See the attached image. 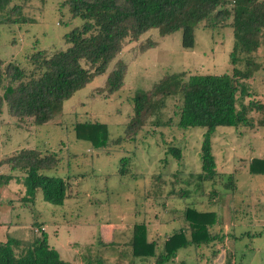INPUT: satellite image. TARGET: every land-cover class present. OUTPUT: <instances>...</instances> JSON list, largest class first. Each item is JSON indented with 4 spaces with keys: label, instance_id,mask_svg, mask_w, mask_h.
Listing matches in <instances>:
<instances>
[{
    "label": "rangeland",
    "instance_id": "rangeland-1",
    "mask_svg": "<svg viewBox=\"0 0 264 264\" xmlns=\"http://www.w3.org/2000/svg\"><path fill=\"white\" fill-rule=\"evenodd\" d=\"M61 2L48 0L41 8L35 2L29 10L32 24L0 25V59L25 65L36 51L64 50V35L82 21L71 20L68 8H62ZM194 39L193 48L185 49L180 31L160 37L156 30H150L137 42H126L106 72L66 100L62 111L45 125L19 124L3 105L0 158L24 148L55 152L61 166L45 174L70 178L74 185L69 189L71 199L64 206H53L39 198L33 210L19 202V196L24 194L20 183L2 185L0 239L10 237L26 244L32 237V223H39L45 227L49 245L71 264L97 259L102 264H148L132 260L128 243L133 225L145 223L149 240L163 243L185 226L184 208L194 206L199 211H216L218 227L229 237L220 245L215 242L198 249H182L178 258L168 264H264V176L246 171L252 158L264 156V128L216 130L212 151L220 178L215 188L204 184L201 193L195 187L201 171L200 148L205 129L177 127L178 97L167 99L162 111L161 121H171L168 127L156 128L151 118L136 142L114 144L124 135L134 94L149 91L165 75L185 72L187 79L230 73L234 44L231 28L197 27ZM149 42L156 45L142 50ZM117 62L126 65L124 83L118 92L108 94L106 79ZM256 62L261 68L246 82L251 93L246 103L264 101V47L258 51ZM85 122L105 125L108 144L96 149L78 140L75 124ZM171 145L181 149L180 161L167 153ZM125 158L131 159L125 167L129 174L121 176L120 161ZM230 175L237 186L234 192L224 189ZM186 191L189 195L184 196ZM212 191L218 195L216 198ZM102 234L105 238L100 237ZM231 236L236 237L235 241ZM16 250L20 253L22 249Z\"/></svg>",
    "mask_w": 264,
    "mask_h": 264
},
{
    "label": "trees",
    "instance_id": "trees-1",
    "mask_svg": "<svg viewBox=\"0 0 264 264\" xmlns=\"http://www.w3.org/2000/svg\"><path fill=\"white\" fill-rule=\"evenodd\" d=\"M47 1L0 0V25L34 23L29 10L35 2L41 8ZM61 6L68 8L71 20L82 21L79 27L64 35V50L36 51L25 65L5 63L0 59V115L6 104L9 115L19 124L29 122L39 127L49 123L62 111L66 100L106 72L126 42H137L150 30H156L160 37L180 31L182 47L190 49L195 43V28L229 27L234 40L230 73L187 79L185 72L165 75L149 91L134 94L124 135L114 142L119 145L124 141L136 142L151 118L156 128L168 127L171 121H161L162 111L167 99L178 97L177 127L181 130L205 129L200 148L201 171L196 177L195 190L201 193L204 184L215 188L220 178L212 151L216 130L264 128V101L245 102L251 98L246 82L261 68L256 56L264 47V0H62ZM155 45L149 42L142 50ZM125 73L126 65L117 62L106 79L108 94L122 88ZM74 130L78 140L96 149L108 144L105 125L76 123ZM167 153L181 160L180 148L171 145ZM130 161L128 158L120 161L119 175L129 174V168L125 167ZM60 166L61 158L55 152L42 153L32 148L18 150L0 158V171L3 172L0 187L11 181L20 183L24 194L19 196V202L29 210L34 209L39 198L53 206H64L71 199L72 179L45 174ZM246 171L264 176V156L252 158ZM235 185L233 175L226 177L224 189L227 192L236 191ZM187 195L189 191L184 192V196ZM211 195L216 198L217 194L212 191ZM184 209L185 226L167 236L163 243L149 240L145 223L133 225L128 247L134 262L168 264L176 260L182 249L219 244L229 237L220 231L216 211H199L194 206ZM31 229L32 237L26 244L10 237L0 239V264H71L49 245L43 224L32 223ZM100 237L105 238L103 234ZM233 239L235 241L236 237ZM17 248L22 249L20 253ZM86 264L102 262L88 260Z\"/></svg>",
    "mask_w": 264,
    "mask_h": 264
},
{
    "label": "crops",
    "instance_id": "crops-1",
    "mask_svg": "<svg viewBox=\"0 0 264 264\" xmlns=\"http://www.w3.org/2000/svg\"><path fill=\"white\" fill-rule=\"evenodd\" d=\"M0 227H2V226H0ZM45 228V227H44ZM178 258V257H177Z\"/></svg>",
    "mask_w": 264,
    "mask_h": 264
}]
</instances>
